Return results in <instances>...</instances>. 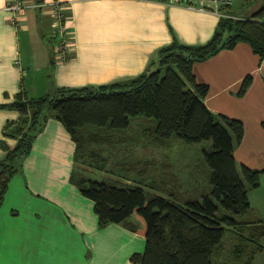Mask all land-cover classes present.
I'll return each mask as SVG.
<instances>
[{"label": "crops", "instance_id": "1", "mask_svg": "<svg viewBox=\"0 0 264 264\" xmlns=\"http://www.w3.org/2000/svg\"><path fill=\"white\" fill-rule=\"evenodd\" d=\"M10 1L0 0V105L11 103L19 90L34 99L55 89L134 78L173 41L204 45L222 19H250L264 4L234 10L232 0L221 13H210L152 0H19L23 9L12 22L6 8ZM54 3L69 34V49L60 63L51 57L54 40L48 38ZM257 21L264 23V14ZM20 35L28 39L24 63ZM192 74L208 88L203 103L209 112L243 124V137L233 152L237 168L261 172L259 186L247 189L251 211L245 218L264 225V58L240 43L196 63ZM247 76L251 83L239 95ZM16 117L14 110L0 109V139L3 125ZM4 141L9 148L15 143ZM73 151L62 125L47 119L0 204V264H132L130 256L142 253L143 238L134 231L118 224L97 227L92 203L69 182ZM3 155L0 150V159ZM129 219L138 225L134 217Z\"/></svg>", "mask_w": 264, "mask_h": 264}, {"label": "trees", "instance_id": "2", "mask_svg": "<svg viewBox=\"0 0 264 264\" xmlns=\"http://www.w3.org/2000/svg\"><path fill=\"white\" fill-rule=\"evenodd\" d=\"M263 14L264 4L250 19H222L204 45L173 41L134 78L55 89L34 99L19 90L11 103L0 105L17 113L1 130L0 204L10 178L51 118L74 144L69 182L92 203L97 227L118 224L143 238L142 253L129 258L132 264H232L237 259L239 264H251L249 260L264 249L260 244L264 225L245 218L251 211L247 189L259 186L261 172L237 168L233 152L243 137V124L207 110L203 98L208 88L195 81L192 68L240 43L264 58V23L257 21ZM250 83V76L243 79L239 95ZM140 118L149 121V136L161 144L209 143L202 149L207 189L183 193L172 174L160 180H145L140 173L130 177L129 167L109 163L88 147L101 141L98 133L124 131ZM92 131L94 136H88ZM5 138L15 141L13 147L6 145ZM86 170L106 176L90 180ZM130 217L137 220V226ZM231 234L237 242L228 244Z\"/></svg>", "mask_w": 264, "mask_h": 264}, {"label": "rangeland", "instance_id": "3", "mask_svg": "<svg viewBox=\"0 0 264 264\" xmlns=\"http://www.w3.org/2000/svg\"><path fill=\"white\" fill-rule=\"evenodd\" d=\"M245 1L234 0V10L246 9L253 6L254 3L264 0H254L252 5L248 6ZM248 2L251 3L250 1ZM29 21H33L31 16ZM19 38L21 45L20 60L24 63L28 55V39L26 35H20ZM40 42H44L43 36L40 37ZM43 48L45 49L46 47L42 44V54ZM43 64L47 67L46 63ZM44 86L45 84L39 88ZM150 128L151 124L149 121L141 118L134 119L126 130H122L123 132L98 133L101 141L98 144L91 142L88 147L106 157L109 163L112 162V164H122L129 167L131 169L129 172L130 177L140 173L139 177L145 180L152 178L160 180L165 175L169 177L172 174L175 175L176 182L183 193H200L203 189H207V172L205 166L202 165L204 163L202 149L208 147L209 143L184 144L170 141L161 144L149 136L148 129ZM94 133L93 131L89 132L88 136H94ZM85 172H87V178L94 181H101L106 176L103 173L91 170H86ZM234 238L235 236L232 234L228 236V244L232 243L231 241H235ZM260 244L264 247V236L260 240ZM249 262L251 264H264V249L255 254ZM239 263L240 260L238 259L232 262V264Z\"/></svg>", "mask_w": 264, "mask_h": 264}, {"label": "built area", "instance_id": "4", "mask_svg": "<svg viewBox=\"0 0 264 264\" xmlns=\"http://www.w3.org/2000/svg\"><path fill=\"white\" fill-rule=\"evenodd\" d=\"M165 6H180L190 10L199 12L218 13L228 8L232 0H152ZM6 8L11 12V21H16L15 18L20 15L22 11V4L19 0H11L6 4ZM52 18L53 31L49 34V38L54 40L51 47L50 54L56 63L65 60L67 51L69 49V34L65 32L61 24V16L59 5L54 3L49 11Z\"/></svg>", "mask_w": 264, "mask_h": 264}]
</instances>
